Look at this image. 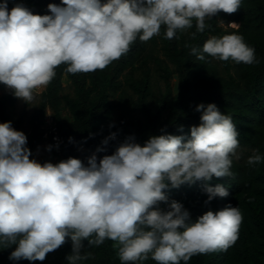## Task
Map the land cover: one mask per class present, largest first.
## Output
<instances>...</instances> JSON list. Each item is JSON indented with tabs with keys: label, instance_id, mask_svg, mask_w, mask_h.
I'll list each match as a JSON object with an SVG mask.
<instances>
[{
	"label": "clouds",
	"instance_id": "1",
	"mask_svg": "<svg viewBox=\"0 0 264 264\" xmlns=\"http://www.w3.org/2000/svg\"><path fill=\"white\" fill-rule=\"evenodd\" d=\"M242 0H61L49 3L50 14H34L23 4L0 3V83L31 104L65 65L68 74L103 71L126 55L137 38H190L210 27L220 12L234 14ZM224 24L223 21H220ZM239 29L240 25H227ZM198 60L205 56L237 64L259 63L255 49L233 32L210 36L202 49L185 44ZM199 126L190 136H150L143 144L127 136L112 154L106 152L117 133L105 137L86 158L57 163L31 159L24 132L0 123V248H14L12 261H44L70 239L67 264L92 258L88 248L111 241L120 264H188L193 256L224 252L239 237L243 215L230 204L194 222L184 205L166 192L184 184L205 182L210 202L229 195L213 177L234 178L240 160L239 133L233 118L214 103L199 104ZM111 127V125H110ZM183 131V126L179 129ZM161 131H164L163 129ZM72 142V138H69ZM51 151V146L48 148ZM247 164L264 160L253 149ZM167 205L166 209L160 207Z\"/></svg>",
	"mask_w": 264,
	"mask_h": 264
},
{
	"label": "trees",
	"instance_id": "2",
	"mask_svg": "<svg viewBox=\"0 0 264 264\" xmlns=\"http://www.w3.org/2000/svg\"><path fill=\"white\" fill-rule=\"evenodd\" d=\"M16 3L28 7L34 14L45 15L50 14L49 3L61 4V0H8L9 9ZM233 20L240 22L238 30L228 31L220 25V21ZM206 23L210 27L195 40L190 38L195 26L188 32H178L179 39H164L163 29L160 36L148 42L137 38L126 55L103 71L68 74L65 78L66 66L58 67L56 78L40 93L39 103L31 115L30 130L25 133L26 146L32 152L30 158H35L36 149L43 140L41 120L47 106L54 112L65 137L61 161L69 157L80 159L81 151L88 157L113 132L117 133L116 139L109 141L106 152L97 153L98 158L112 154L130 135L140 144L150 136L163 134L187 138L190 128L201 122L202 113L196 111L201 103H214L222 113L230 115L239 133L240 146L259 149L264 156V0H242L234 14L220 12ZM233 32L243 35L245 42L255 49L259 63L237 64L231 59L219 61L207 55L201 61L185 47L191 44L202 49L210 36ZM153 70L159 72L163 80L162 90L156 91L153 87ZM174 73L179 83L176 93L171 87ZM4 88L0 83V89ZM16 100L10 90L0 98V123L10 121L12 127L20 131L24 113L14 116L7 112ZM120 108L130 113L121 111L116 115ZM64 110L69 117L63 114ZM180 126H183L182 132ZM232 171L234 178L213 177L207 182L208 186H225L229 195L224 198L215 197L205 203L208 196L202 181L166 192L169 200L184 205L193 222L205 212H216L229 204L239 207L243 215L239 237L232 247L224 252L193 256L188 264H264V160L254 166L247 161L234 160ZM160 207L166 209L167 205L162 203ZM84 245L82 254L90 251L92 258L82 264H120L111 241L94 248H88L87 241ZM12 250L14 248H0V264L33 263L10 260ZM69 254L70 239L38 264H67ZM144 264L156 262L149 259Z\"/></svg>",
	"mask_w": 264,
	"mask_h": 264
},
{
	"label": "rangeland",
	"instance_id": "3",
	"mask_svg": "<svg viewBox=\"0 0 264 264\" xmlns=\"http://www.w3.org/2000/svg\"><path fill=\"white\" fill-rule=\"evenodd\" d=\"M223 23L224 24L220 23V25L222 26L223 29L228 30V31L231 29V27L227 26L230 23H236V24L240 25L239 21H234V20L233 21H223ZM152 81H153V87L156 91H158L160 89L162 90L164 88L163 80H162L159 72H157L156 70H153V72H152ZM64 85H67V81H64ZM171 87H172L173 93H176L178 91L179 83H178V77H177L176 73H174L171 77ZM66 90H69L68 86H66ZM8 91H9V89H7V88L0 89V98L5 93H7ZM39 96H40V94L36 95L35 100L31 104L25 103L21 99L17 98L15 103L13 105L9 106L7 109V112L11 115H14V116H17V115H20L21 113H24V121L20 127V131H22L24 133H27L30 130L31 115L39 103ZM121 111L128 112L124 108H120L116 111V115ZM128 113H130V112H128ZM63 114L66 117H69V114L66 112V110L63 111ZM238 151L241 154V159L239 161H245L246 162L248 157L253 154L252 149L247 147V146H240V149H238ZM60 158H61V156L55 155V153L53 151L47 150L44 145L40 144L38 146V148L36 149V154H35L34 159L40 163H44V162L57 163V162H59ZM86 158L87 157L81 151L80 152V159L86 163ZM38 262L39 261H34L32 264H38Z\"/></svg>",
	"mask_w": 264,
	"mask_h": 264
},
{
	"label": "built area",
	"instance_id": "4",
	"mask_svg": "<svg viewBox=\"0 0 264 264\" xmlns=\"http://www.w3.org/2000/svg\"><path fill=\"white\" fill-rule=\"evenodd\" d=\"M41 129L43 137L41 144L44 145L47 150L49 146H51V151H53L55 155L61 156L65 137L60 131L54 112L49 106L46 107L45 113L42 117Z\"/></svg>",
	"mask_w": 264,
	"mask_h": 264
}]
</instances>
